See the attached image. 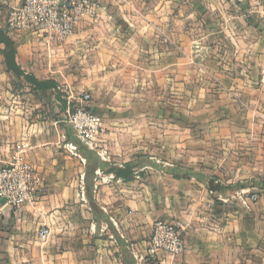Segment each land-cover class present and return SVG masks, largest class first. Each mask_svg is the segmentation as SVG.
I'll return each instance as SVG.
<instances>
[{
  "label": "crops",
  "instance_id": "1",
  "mask_svg": "<svg viewBox=\"0 0 264 264\" xmlns=\"http://www.w3.org/2000/svg\"><path fill=\"white\" fill-rule=\"evenodd\" d=\"M96 2L58 41L8 30L22 0H0L22 70L58 84L19 91L0 43V167L24 146L42 180L36 202L4 209L0 264H264V2ZM61 88L92 95L96 149L68 130ZM225 150L236 158L223 182L200 158ZM154 152L172 164L146 162ZM240 190L259 200L243 206ZM158 220L182 226L185 251L138 261Z\"/></svg>",
  "mask_w": 264,
  "mask_h": 264
},
{
  "label": "built area",
  "instance_id": "2",
  "mask_svg": "<svg viewBox=\"0 0 264 264\" xmlns=\"http://www.w3.org/2000/svg\"><path fill=\"white\" fill-rule=\"evenodd\" d=\"M263 2L256 0L255 5H262ZM96 6V0H22L20 6L9 11L6 25L10 31L29 30L51 40L62 41L74 33L81 19L92 14ZM61 90L67 102L64 121L72 127L80 141L96 149L105 128L102 116L90 105L92 95L72 88ZM23 151L24 146H19L11 163L0 167V221L5 208L17 216L23 206L37 201L42 180L34 166L24 159ZM81 190H85L83 180ZM235 197L247 208L259 200L257 193L245 190L237 192ZM220 199L225 201L222 197ZM49 232L48 228H42L41 238L46 240ZM185 247L182 228L178 224L158 220L153 225L147 255L135 256L138 261L154 260L162 251L176 258L184 253Z\"/></svg>",
  "mask_w": 264,
  "mask_h": 264
},
{
  "label": "rangeland",
  "instance_id": "3",
  "mask_svg": "<svg viewBox=\"0 0 264 264\" xmlns=\"http://www.w3.org/2000/svg\"><path fill=\"white\" fill-rule=\"evenodd\" d=\"M62 41H65V40H62ZM17 82H18L17 78L15 77V83L18 84ZM18 90L22 92L25 89L20 87V88H18ZM168 114H170V113H168ZM161 117H162V115H161ZM153 123H155L156 125H161L162 121L156 120ZM168 123H170V122H168ZM173 123H175V122H173ZM178 123H180V122H178ZM184 123L186 124V122H184ZM178 125L182 126L180 124H178ZM68 130H71V132L73 133L72 128L69 129V127H68ZM197 141L200 143L203 140L202 139H197ZM229 141H230V143L232 145H234L235 138H230V139H228V143H229ZM218 143H219L218 141H215L213 144H215V147H216L218 145ZM230 143H229V146H228L229 149H231ZM221 144L223 145L224 141H221ZM196 145H198V146L200 145V147H202L204 145V143L202 142V144H196ZM215 147H212V149L215 148ZM223 147H224V145H223ZM144 155L147 157L145 159V160H147L146 162L153 163V164L155 163V164H158L160 166L162 165L165 169L168 166L167 164H172V162L164 160L161 157H159V154L156 153V152H154V153H145ZM166 155H164V156L168 157ZM235 158H236V154L232 150H229V151L225 150V151H222L221 153L217 152V151H214V152L203 154L202 157L200 158L201 159L200 161L206 167H210V168H205V171L210 172L211 175H213V177L220 178L224 182V181H226L227 177H234V175H233L234 174V168H233L234 164H233V162L235 161ZM179 172L182 174V172L179 171V170L176 171V174H178ZM201 175L202 176H199V177H201V178L204 177L203 173H201ZM235 199H238V198L235 197ZM237 201L239 202V199ZM239 203H241V202H239ZM178 225L182 228V226L180 224H178ZM182 230H183V228H182Z\"/></svg>",
  "mask_w": 264,
  "mask_h": 264
},
{
  "label": "trees",
  "instance_id": "4",
  "mask_svg": "<svg viewBox=\"0 0 264 264\" xmlns=\"http://www.w3.org/2000/svg\"><path fill=\"white\" fill-rule=\"evenodd\" d=\"M0 43L4 44V59L6 66L17 78L19 87H28L32 92H46L57 87V82L53 79H38L34 75L26 74L17 61V48L14 40L8 35L5 29H0ZM65 100V99H64ZM64 106H67L66 100ZM129 174H124L125 179H132L133 166H128Z\"/></svg>",
  "mask_w": 264,
  "mask_h": 264
}]
</instances>
